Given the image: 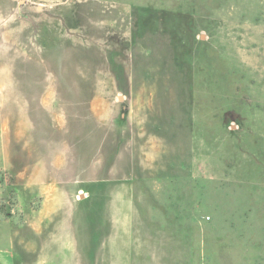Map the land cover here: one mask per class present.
Instances as JSON below:
<instances>
[{
    "label": "rangeland",
    "instance_id": "obj_1",
    "mask_svg": "<svg viewBox=\"0 0 264 264\" xmlns=\"http://www.w3.org/2000/svg\"><path fill=\"white\" fill-rule=\"evenodd\" d=\"M105 180L130 264H264V0H0V264Z\"/></svg>",
    "mask_w": 264,
    "mask_h": 264
},
{
    "label": "crops",
    "instance_id": "obj_2",
    "mask_svg": "<svg viewBox=\"0 0 264 264\" xmlns=\"http://www.w3.org/2000/svg\"><path fill=\"white\" fill-rule=\"evenodd\" d=\"M103 182H71L46 195L33 224L34 264H130L137 232L131 204L119 203L120 187Z\"/></svg>",
    "mask_w": 264,
    "mask_h": 264
}]
</instances>
